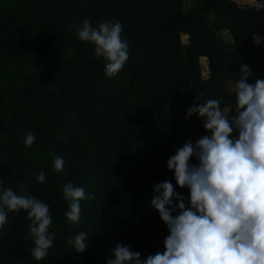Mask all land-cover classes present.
Segmentation results:
<instances>
[{
    "label": "trees",
    "instance_id": "trees-1",
    "mask_svg": "<svg viewBox=\"0 0 264 264\" xmlns=\"http://www.w3.org/2000/svg\"><path fill=\"white\" fill-rule=\"evenodd\" d=\"M183 1L0 0V182L27 184L46 202L55 236L36 261L26 212L10 213L0 264H106L117 244L141 259L163 252L168 232L150 206L152 187L172 181L187 206L188 190L175 185L166 161L186 140L209 135L187 109L199 96L196 103L219 98L227 110L241 63L251 70L248 83L264 79V46L253 39L264 36V0H194L186 11ZM85 18L122 25L128 59L113 77L94 45L77 37ZM28 132L36 140L25 149ZM68 182L89 197L75 225L65 217ZM81 230L88 247L77 253L67 240Z\"/></svg>",
    "mask_w": 264,
    "mask_h": 264
},
{
    "label": "clouds",
    "instance_id": "clouds-1",
    "mask_svg": "<svg viewBox=\"0 0 264 264\" xmlns=\"http://www.w3.org/2000/svg\"><path fill=\"white\" fill-rule=\"evenodd\" d=\"M121 32V23L111 19L93 26L91 19L85 18L77 28L78 39L94 45V56L105 61L104 74L109 78L128 59L129 45ZM253 39L258 44L264 42L259 33H254ZM239 69L240 79L231 82L235 103L225 111L219 98L196 103L199 96L195 97L186 118L193 114L202 118L209 135L194 143L186 140L166 161L175 185L188 190L187 206L172 181L152 187L150 206L168 232L163 252L141 259L140 252L117 244L114 258L107 259L106 264H264V79L250 84L249 66L241 63ZM233 110L235 114L229 116ZM35 140L28 132L23 138L25 149ZM193 158L196 163L191 162ZM53 167L62 171L63 157H54ZM45 178L43 171L36 174L38 183ZM62 191L68 205L66 220L75 225L81 220V201L89 197L82 186L72 182ZM21 210L26 212L34 245L31 256L41 261L55 239L49 231V205L31 195L27 184L14 189L0 182V236L9 224V214ZM88 237V232L81 230L67 244L83 253Z\"/></svg>",
    "mask_w": 264,
    "mask_h": 264
},
{
    "label": "crops",
    "instance_id": "crops-1",
    "mask_svg": "<svg viewBox=\"0 0 264 264\" xmlns=\"http://www.w3.org/2000/svg\"><path fill=\"white\" fill-rule=\"evenodd\" d=\"M242 1H249V0H242ZM263 1V0H262ZM193 3H194V0H184L183 1V5H184V11H186L189 7H191V6H193ZM260 36L261 37H264V36H262L261 34H260ZM187 38V37H186ZM184 39V38H183ZM182 39V40H183ZM256 43V42H255ZM256 44H258V43H256ZM259 44H261V45H263L264 46V42H262V43H259ZM258 44V45H259ZM202 63H203V65L204 64H207V62H206V59H205V57L204 58H202ZM226 111V110H225ZM229 116H230V113L228 114Z\"/></svg>",
    "mask_w": 264,
    "mask_h": 264
},
{
    "label": "rangeland",
    "instance_id": "rangeland-1",
    "mask_svg": "<svg viewBox=\"0 0 264 264\" xmlns=\"http://www.w3.org/2000/svg\"><path fill=\"white\" fill-rule=\"evenodd\" d=\"M186 37H187L186 35H182V39L184 38L183 41H185L187 39ZM203 74H204V76H207V72L206 71Z\"/></svg>",
    "mask_w": 264,
    "mask_h": 264
},
{
    "label": "built area",
    "instance_id": "built-area-1",
    "mask_svg": "<svg viewBox=\"0 0 264 264\" xmlns=\"http://www.w3.org/2000/svg\"><path fill=\"white\" fill-rule=\"evenodd\" d=\"M255 5H256V7H257V8H260V7H262V4H261V3H259V2H257Z\"/></svg>",
    "mask_w": 264,
    "mask_h": 264
}]
</instances>
